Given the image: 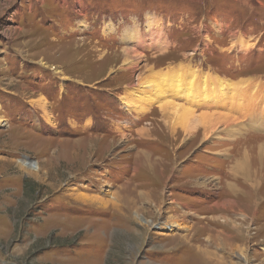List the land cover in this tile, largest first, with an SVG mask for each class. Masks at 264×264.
Returning <instances> with one entry per match:
<instances>
[{"label":"rangeland","instance_id":"374dc122","mask_svg":"<svg viewBox=\"0 0 264 264\" xmlns=\"http://www.w3.org/2000/svg\"><path fill=\"white\" fill-rule=\"evenodd\" d=\"M180 67L264 84V0H0V264H264V99L176 97L245 127L206 136L121 102Z\"/></svg>","mask_w":264,"mask_h":264},{"label":"bare ground","instance_id":"6f19581e","mask_svg":"<svg viewBox=\"0 0 264 264\" xmlns=\"http://www.w3.org/2000/svg\"><path fill=\"white\" fill-rule=\"evenodd\" d=\"M124 50L126 53V59L124 62V67L131 69V67L133 68V66H134V62L128 58V55L131 53V49L125 48ZM182 66H184V65H182ZM213 78H216V77H213ZM168 79H172L175 81L174 83H178L177 87L172 88V89L170 87V90H167V89L165 90L163 88L164 84H162V82L165 80H168ZM138 80L139 81L137 83V86L129 87L128 94L124 95L122 97L121 102L123 104L130 106V108L133 107L135 109L137 106L141 107L142 105H144V109H145L149 105L150 107H147L148 108L147 110H149L152 105L158 104L159 107L163 110V112L167 116H169L170 119L177 120V121H173V122L170 121L169 122V127L171 129L176 128L182 132L188 133V132H191L195 127H197L196 125H198V126H202L204 128V130H205L204 136L212 134V132H214V130L219 126V124L222 126H225L227 129L236 125L239 127L238 132L240 134H241V131L243 132L245 127L242 125V123H239L240 121L238 120V118L236 116L230 115L228 112H227V115L226 114H217V113H207V112H203V111L199 113V112H196V108H197V106H199V104H197L198 102H196V103L194 102V104L187 105L186 103H180L181 101L179 102L176 97L180 98V96L183 95L182 98H184V96H186L187 98H190V99L193 98L194 99L198 96H201L204 92H209V91L215 92L210 87L217 88V91H219L218 92L219 94L226 95L225 98H227L228 96H230L234 93H238V94H241L243 92L248 93L249 89H252L253 95L251 97L250 102L248 104L240 107L241 109L245 110L244 113H246V115L248 114V112L251 108V106L249 105L251 102L254 103L255 100L259 97H260V100L264 99V84L256 83L257 80L242 79L241 81H234V80H231L228 78L224 79L222 77H217V81H211L210 76L207 78L206 76H204L203 74H201L197 71L192 72V71H189L188 69L186 70L183 67L176 68V69H173V68L170 69L169 68L168 70H165V71H163V70L158 71L157 70L156 72L154 71V68H151L150 73L148 75H146L145 77H142ZM186 81H188V84L191 85V90H190L191 92L187 95H186V93L185 94L182 93L183 90L181 91V88L183 85H185ZM197 85L199 87H201L203 90L201 91L199 89V91H197L196 90ZM187 88H189V86ZM184 90H185V88H184ZM254 90H256V92H254ZM170 94H171V96H169ZM167 97H169V99H167ZM207 97H208V95H207ZM204 98L205 99H203V102L206 104H209L211 102L215 103V101L210 102V99L208 100L206 97H204ZM199 99H200V97H199ZM220 99H221L220 101L223 102V98H220ZM213 100H215V99H213ZM212 103H211V105H213ZM41 105L43 107V110L47 108V105L44 101L41 102ZM232 111H234V110H232ZM232 113L233 112H231V114ZM234 113H236V112H234ZM255 113H259V115H260V126L264 127V103L260 104V108L259 107L253 108L251 110V113L248 114V116L251 115V117H253V120H255V118L253 116V114H255ZM254 123L255 122H252V126H255V128H258V126L254 125ZM142 129H141V132H142ZM235 129H236V127H232L230 129V131L233 132V130H235ZM139 132H140V129H139ZM258 150H259L261 155L264 154L263 153L264 151H262V148H260ZM244 158H246V157H240L239 158L240 164L237 163L236 165H234V169H235V171L238 170L237 176L239 177L240 181L244 182V180H246V182H247L248 181L247 178L251 179L253 175L250 176L251 175V173H250L251 169H250L249 164L246 163L247 158L245 159V161H244ZM33 167L35 169L38 168V166H33ZM248 182L252 183L253 181L251 180V182H250V180H249ZM254 187L259 188V184H257ZM232 188H233L232 191L234 190L233 192H237L234 189L235 186ZM178 225H179V223L177 221H171L170 224H168L166 226H167L168 230H172L173 228H176ZM179 226H181V225H179ZM226 239H227V237H226Z\"/></svg>","mask_w":264,"mask_h":264}]
</instances>
